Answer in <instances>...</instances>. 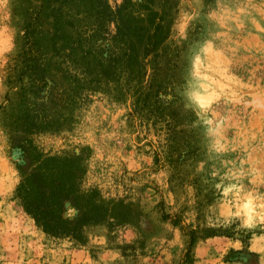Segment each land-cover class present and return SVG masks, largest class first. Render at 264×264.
<instances>
[{
	"label": "rangeland",
	"instance_id": "obj_1",
	"mask_svg": "<svg viewBox=\"0 0 264 264\" xmlns=\"http://www.w3.org/2000/svg\"><path fill=\"white\" fill-rule=\"evenodd\" d=\"M158 2L167 55L142 71L169 97L144 117L129 99L64 100L47 8L0 0V264H180L191 233L189 264H264V0ZM62 152L85 153L79 188L129 222L50 236L16 205L20 163Z\"/></svg>",
	"mask_w": 264,
	"mask_h": 264
},
{
	"label": "trees",
	"instance_id": "obj_2",
	"mask_svg": "<svg viewBox=\"0 0 264 264\" xmlns=\"http://www.w3.org/2000/svg\"><path fill=\"white\" fill-rule=\"evenodd\" d=\"M41 1L51 17L57 71L69 83L70 94L64 100L82 101L100 93L114 102L129 99L130 115H163L159 105L169 97L165 74L146 81L142 71L147 61L167 55L169 17L158 0H119L112 6L107 0ZM84 154L37 155L30 168L18 166L12 199L50 236L68 233L75 238L81 222L100 221L113 227L131 220L120 200L104 199L95 188H79ZM66 207L76 212L71 215L75 217L71 228L59 226ZM192 238L193 233L180 264L191 260Z\"/></svg>",
	"mask_w": 264,
	"mask_h": 264
}]
</instances>
